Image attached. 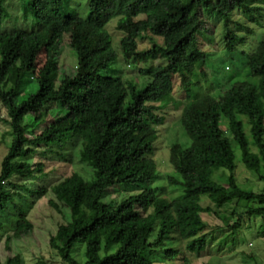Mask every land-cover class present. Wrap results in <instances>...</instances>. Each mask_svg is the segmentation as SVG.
Instances as JSON below:
<instances>
[{
    "label": "trees",
    "instance_id": "16d2710c",
    "mask_svg": "<svg viewBox=\"0 0 264 264\" xmlns=\"http://www.w3.org/2000/svg\"><path fill=\"white\" fill-rule=\"evenodd\" d=\"M7 1L0 0V103L7 111L12 143L1 163L0 214L18 211L13 231L5 239L7 247L33 228L16 197L21 198L23 190L35 195L46 191L25 183L45 174L43 163L29 159L39 152L62 155L75 142L80 144L79 161L91 166L94 175L85 180L73 172L51 187L50 205L64 221L49 246L65 264H81L74 255L79 247L84 248L83 264H158L152 256L165 262L177 257L187 261L182 249L166 244L178 239L185 241L186 251L204 252L203 231L208 225L202 212L214 214L226 226L238 208L239 220L264 218V191H247L236 182L232 143L239 147L245 167L264 182V36L244 63L253 80L232 81L218 97L186 91L179 123L190 143H174L169 150L174 170L169 182L179 186L182 195L168 199L154 187L159 178L156 127L164 122L157 112L173 102L174 76L180 77L184 90L209 60L199 42L206 13L223 23L226 51L231 52L243 39L236 26L253 33L234 18L237 12L264 26L260 0H88L84 17L71 10L69 0H23L25 16H33L37 25L30 30H4L10 16ZM116 17L120 52L136 66L140 83L114 77L107 86H86V77L116 71L110 66L118 60V52L106 30ZM74 20L69 45L75 70L53 77L62 32ZM145 39L151 46L139 50L138 41ZM42 52L45 62L37 69ZM155 60L162 61L153 64ZM13 68L16 76L11 84ZM31 82L37 85L34 92L28 91ZM241 116L250 124L251 139ZM222 118L230 137L221 126ZM216 172L226 174L224 182L215 178ZM120 187L135 192L110 198ZM203 198L212 205L203 206ZM225 205L233 206L228 215L220 211ZM237 229L234 222V234ZM0 264H23V257L17 253Z\"/></svg>",
    "mask_w": 264,
    "mask_h": 264
},
{
    "label": "rangeland",
    "instance_id": "374dc122",
    "mask_svg": "<svg viewBox=\"0 0 264 264\" xmlns=\"http://www.w3.org/2000/svg\"><path fill=\"white\" fill-rule=\"evenodd\" d=\"M23 0H8L7 7L9 10V18L6 19L3 29L12 30L14 27L30 30L37 25V20L28 15L25 16V9L22 6ZM71 10L78 16L84 17L88 13V0H69ZM264 7V0H260L258 4ZM257 4V3H253ZM216 15L208 16L206 13V23L203 25L204 35L199 36L201 48L209 54V60L206 66L191 78V84L187 87H181L179 76H174V90L172 93L173 102L164 106L157 113L164 117L162 125L156 127L158 140L155 143L156 149L154 158L157 163L158 177L154 181V187L157 194L168 199L178 198L182 195V189L174 186L169 182V177L174 175V170L169 162V150L174 143H180L187 146L190 140L186 136L183 128L179 123V115L181 106L185 99V93L188 91L191 95L211 94L218 97L222 90L228 87L229 83L236 80H253L249 74L247 66L244 64L246 57L251 53L255 46L264 36V26L259 27L243 15L240 11L234 15V18L242 24L249 26L253 33H248L244 28L235 27V31L243 38L237 44L235 50L226 51L223 36V23L216 21ZM119 18H113L106 26V30L112 37L113 47L118 52V60L111 64V69L115 72L102 71L100 75L86 77L83 82L86 86H107L114 77H120L123 80H134L140 83L137 68L134 64L125 60L120 52L119 40L121 33L116 29ZM75 20L70 22L63 30L61 36L62 49L59 57V66L55 68L52 76L56 72H70L75 70V54L70 47L71 32ZM151 46L149 40H139L138 49L145 50ZM26 52V48H22V53ZM162 60L152 61L158 64ZM45 62V54L42 52L37 61V69ZM138 66H143L139 64ZM16 76V68L9 72V83H13ZM37 88L36 83L31 82L28 91L34 92ZM50 91V89H49ZM7 111L0 103V169L1 163L7 155L11 143L12 134L11 127L7 124ZM51 120V118H49ZM245 124V133L249 139L250 124L245 116H241ZM29 122V118H26ZM46 124L36 129V133H40ZM221 126L230 137L227 121L222 118ZM236 155V182L247 191L263 192L264 182L260 180L257 174L248 170L241 161L240 149L232 141ZM252 143V142H251ZM79 142L70 144L62 151V155L56 153L35 154L29 159L30 163H43L44 175L32 180H26L25 183L29 188L45 187L46 191L41 195H35L28 191H21L22 197H16L19 206H24L26 216L32 223V231L19 239H12L9 247L6 246V236L13 231V226L17 220L16 209H11L5 214H0V261H4L7 257L14 254H21L23 264H65L55 250L49 246L50 237L56 232L57 227L62 223L64 218L51 205L50 200L54 198L51 187L62 180L64 177L75 172L81 175L85 180H91L94 175L93 168L79 161ZM252 150L256 151V147L252 145ZM43 151V149H40ZM226 174L216 172L215 178L224 182ZM8 189L10 186H6ZM123 187L113 190L110 198L121 199L128 193L135 191ZM257 205V203H252ZM202 205H212L210 201L203 198ZM232 205H225L220 211L226 215L231 213ZM238 212L234 214L230 224L226 226L221 219L212 213L202 212L201 218L208 227L203 231L207 235V248L199 255L190 253L185 250V241L178 239L167 241L166 245L176 246L182 249L184 257L187 261L179 260L177 257L173 261L165 262L162 258L152 256V259L158 264H264V218L254 217L248 218L243 216L241 220L238 218ZM238 222V229L233 233L232 224ZM75 257L84 263V248L79 247L75 253Z\"/></svg>",
    "mask_w": 264,
    "mask_h": 264
}]
</instances>
